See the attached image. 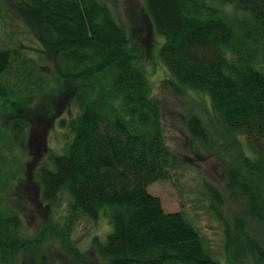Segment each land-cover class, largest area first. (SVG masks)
I'll list each match as a JSON object with an SVG mask.
<instances>
[{
    "label": "trees",
    "instance_id": "obj_1",
    "mask_svg": "<svg viewBox=\"0 0 264 264\" xmlns=\"http://www.w3.org/2000/svg\"><path fill=\"white\" fill-rule=\"evenodd\" d=\"M8 2L52 60L54 81L82 83L74 97L80 112L62 123L73 139L62 153L49 151L47 158L45 149L33 152L42 161L35 172L39 201L54 204L67 194L71 220H98L104 212L113 228L105 240H94L98 259L92 260L55 222L27 236L20 214L0 201V264H55L44 250L53 242L74 264H222L182 212L167 213L149 192L151 185L171 179L179 162L167 145L144 58L130 49L112 9L101 0ZM145 2L155 32L164 39L159 54L173 77L210 96L229 134L248 138L253 155L244 153L228 164L230 196L242 207L222 219L225 256L228 264H264V72L254 60L264 39V0H224L241 13L236 22L224 6L208 0ZM40 70L19 46L0 49V109L11 105L15 111L9 151L27 155L33 145L21 111L26 101L51 89ZM8 74L17 77L13 85ZM187 128L194 139L210 142L199 116L191 115ZM8 172L0 151V197ZM207 187L221 204L220 193Z\"/></svg>",
    "mask_w": 264,
    "mask_h": 264
},
{
    "label": "rangeland",
    "instance_id": "obj_2",
    "mask_svg": "<svg viewBox=\"0 0 264 264\" xmlns=\"http://www.w3.org/2000/svg\"><path fill=\"white\" fill-rule=\"evenodd\" d=\"M113 11L119 24L125 28L130 49L143 56V63L153 88V97L163 112V125L167 145L178 159L171 179L157 182L149 192L161 199L167 213L182 212L206 241L212 257L228 264L225 256V233L222 219L231 218L241 211L239 201L231 199L228 189V164L238 161L239 155H253L245 135L228 133L214 109L209 95L180 84L171 74L160 56L164 43L152 25L145 0H101ZM224 0H208L210 5L224 6V13L236 22L242 18L234 6ZM6 11V12H5ZM8 0H0V49L19 46L25 57L35 60L41 73L49 80V91L24 103L21 113L28 121V140L33 145L25 155L18 149H7V138L15 111L9 105L0 109V151L9 164L8 187L2 190L1 205L11 206L23 219L25 234L33 236L50 221L64 227L75 246L92 260L98 259L94 240L103 241L112 231V223L102 212L98 220L78 216L71 220V199L63 194L54 204H41L35 172L42 162L36 160L34 150L62 153L73 139L70 128L63 126L80 112L75 93L81 82L54 81L53 63L26 24L17 16ZM237 14V15H236ZM249 21L247 16L244 18ZM241 20V19H240ZM255 66L264 72V39L257 48ZM6 75L12 85L16 75ZM1 83V81H0ZM191 115L199 116L209 133V143L204 145L194 139L187 121ZM34 146V147H33ZM43 157V155H42ZM41 157H38V159ZM5 169L2 170L4 174ZM207 184L220 193L222 203L211 197ZM45 252L55 264H74L68 251L59 243L44 246ZM1 263V258H0ZM18 264H22L21 262Z\"/></svg>",
    "mask_w": 264,
    "mask_h": 264
}]
</instances>
